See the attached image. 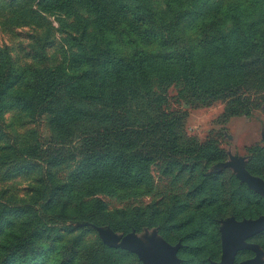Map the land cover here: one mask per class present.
<instances>
[{
  "label": "trees",
  "instance_id": "trees-1",
  "mask_svg": "<svg viewBox=\"0 0 264 264\" xmlns=\"http://www.w3.org/2000/svg\"><path fill=\"white\" fill-rule=\"evenodd\" d=\"M25 11L20 27L41 17L57 22L62 62L0 70V101L20 86L29 94L24 103L50 116L48 138L14 147L22 163H76L53 194L65 212L59 224L88 222L123 235L155 228L193 255L218 240L222 221L261 214L258 193L230 170L212 172L224 151L185 140L164 103L166 91L180 86L186 100L226 102L225 119L252 114L254 102L264 101V0H38ZM262 151L255 146L251 159L264 163ZM155 165L172 177L158 198ZM249 172L264 180L261 167ZM98 196L128 206L108 211ZM144 197L146 205L134 204ZM36 232L20 234L1 263L117 264L120 251L99 239L42 241Z\"/></svg>",
  "mask_w": 264,
  "mask_h": 264
},
{
  "label": "rangeland",
  "instance_id": "rangeland-1",
  "mask_svg": "<svg viewBox=\"0 0 264 264\" xmlns=\"http://www.w3.org/2000/svg\"><path fill=\"white\" fill-rule=\"evenodd\" d=\"M37 1L0 0V70L5 67L19 72L28 69L42 70L45 67H55L62 62L64 50L62 48L66 45L60 40L57 22H53L52 18L41 17L30 27H20L22 24L19 21L20 16H26L27 7L36 4ZM50 22H53L51 26ZM52 28L53 34L51 33L45 42L42 36ZM21 80L18 81V85H23ZM181 90L180 86L170 87L165 94L164 107L166 112H176L179 116L181 124L179 131L185 140L200 144L215 143L224 151L223 162L213 165L212 172L230 170L239 183L244 185L246 184L242 180V175L249 179L259 178L249 170L261 167L264 172V163L253 161L250 152L255 146L264 152V101L254 100L255 107L250 116L225 119L226 102L221 100L211 102L202 98L186 100L182 97ZM28 96V92L20 86L1 95L0 102L3 107L0 109V264H10L8 259L1 263L7 254L5 248L13 246L20 234L27 235L34 227L40 228L36 235L42 241L54 239L58 242L73 243L78 239L85 244H91L99 239L107 247L120 251L114 257L117 264H142L136 253L111 247V243L117 244L127 235L141 240L149 259L154 258V247L161 246L166 250L176 251L177 264H219L222 255V235L227 223L252 224L264 216L263 197L258 194L263 203L261 214L256 218L242 217L237 220L231 217L222 221L218 230V240L193 255L181 251L183 245L179 243L169 244L155 228L150 230L144 228L141 232L123 235L108 226H95L88 222L59 224L63 221L61 215L65 212L59 200H53V194H56L57 188L66 181L76 163L53 167L34 162L22 163L14 147L30 148L50 135V116L34 112L26 105L24 102ZM151 175L155 182L154 194L158 198L171 188L172 177L169 174L164 175V167L161 165L153 166ZM175 186L177 187L176 184ZM97 198L106 204L108 211L128 206V202L117 198L99 196ZM92 200L94 201L89 198L86 201L90 203ZM148 202L149 198L144 197L134 204L146 205ZM246 204L252 205L253 202L249 201ZM249 260L264 264V230L244 241L242 248L236 252L232 264L245 263Z\"/></svg>",
  "mask_w": 264,
  "mask_h": 264
},
{
  "label": "water",
  "instance_id": "water-1",
  "mask_svg": "<svg viewBox=\"0 0 264 264\" xmlns=\"http://www.w3.org/2000/svg\"><path fill=\"white\" fill-rule=\"evenodd\" d=\"M242 180L249 188L260 194L264 201V181L262 179H249L242 175ZM226 227L222 235V255L219 264H232L236 252L242 248L244 241L264 230V216L252 224L235 225L232 222H228ZM110 245L113 248H121L136 253L142 264H177L176 251H169L161 246L154 247L158 258L155 257V261L149 260L143 252L144 246L141 240L132 235H127L119 243H111ZM240 264H257V262L249 260Z\"/></svg>",
  "mask_w": 264,
  "mask_h": 264
},
{
  "label": "bare ground",
  "instance_id": "bare-ground-1",
  "mask_svg": "<svg viewBox=\"0 0 264 264\" xmlns=\"http://www.w3.org/2000/svg\"><path fill=\"white\" fill-rule=\"evenodd\" d=\"M144 252V251H143ZM144 254H145V252H144ZM146 255V254H145ZM148 258V257H147ZM149 259V258H148ZM149 260H151V261H155L156 260V258H155V256H154V258L153 259H149Z\"/></svg>",
  "mask_w": 264,
  "mask_h": 264
}]
</instances>
